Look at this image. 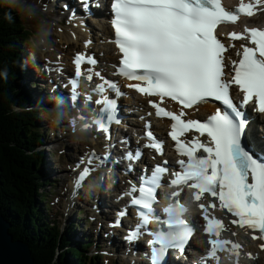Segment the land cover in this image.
Segmentation results:
<instances>
[{"label": "snow or ice", "instance_id": "obj_1", "mask_svg": "<svg viewBox=\"0 0 264 264\" xmlns=\"http://www.w3.org/2000/svg\"><path fill=\"white\" fill-rule=\"evenodd\" d=\"M111 9L115 43L122 54L118 74L136 82L127 87L159 98L160 102L150 103L157 116L173 121L171 139L175 141L176 151L187 157L176 162L180 170L172 173L169 185L178 190L170 194L169 203L160 212L154 205L159 202L156 193L162 177L168 173V162L155 165L151 173L142 170L141 184H132L125 193L131 196L130 205L137 208L139 218L136 228L130 230L126 239L136 241L143 235L152 236L150 264H164L169 249L183 254L193 234V226L185 218L189 195L185 190L188 189L192 202L206 221L205 231L210 237L211 247L202 258V264L210 259L218 261V252L228 253L239 264L242 246L221 238L226 226L214 213L217 209L226 211L233 217L232 225L258 232L252 239L264 241V152L257 150L250 135L246 136L249 120L244 111L255 100L258 108L253 111L264 114V30L252 27L243 33H230L232 40H248L252 46H241L242 50L237 52L240 59L232 62L234 75L225 80L223 54L226 46L218 39L216 29L224 23L235 24L241 15L252 17L258 10H264V0L242 2L235 9L226 8L221 0H113ZM82 63L95 65L96 60L78 54L76 78L81 76ZM76 78L70 80L72 101L78 97ZM92 78L91 74L87 76L89 81ZM233 85L243 93L239 104L233 102L230 94ZM107 89H111L115 97L124 95L115 82L105 81L98 85L96 91L100 98L95 103L103 107L94 122L105 133L112 123H120L117 99L109 98L105 94ZM166 98L180 105L179 113L161 106ZM209 98L220 102L224 109L217 108L203 122L183 118L185 109ZM87 99L91 100V96ZM192 130L199 135L191 140L181 139ZM146 135L150 142L144 147L162 155V142L152 131H147ZM141 155L138 149L135 153H126V158L139 159ZM93 158L101 162L106 159L96 157L93 152L89 164ZM131 170L130 166L128 171ZM88 174L89 170L85 169L80 180ZM79 183L78 180L77 186ZM182 192L185 203L180 202ZM151 223L159 227L149 230ZM259 247L264 250V242ZM247 255L249 259H256L252 253Z\"/></svg>", "mask_w": 264, "mask_h": 264}, {"label": "trees", "instance_id": "obj_2", "mask_svg": "<svg viewBox=\"0 0 264 264\" xmlns=\"http://www.w3.org/2000/svg\"><path fill=\"white\" fill-rule=\"evenodd\" d=\"M7 10L8 6L0 3V213L12 223L10 231L14 238L29 243L35 264H52V260L53 264H91L88 259H82L84 250L71 234L60 242L58 232L44 223L43 217H38L40 225L36 222L35 195L43 186L41 174L36 173L37 165L42 163L41 153L37 151L41 137L37 136L28 112L13 109L12 113L10 108L22 107L27 100V93L18 87L21 60L15 46L28 31L15 11ZM7 14H11V22L5 18ZM47 196L45 191L40 197ZM57 247L59 254L54 257Z\"/></svg>", "mask_w": 264, "mask_h": 264}, {"label": "clouds", "instance_id": "obj_3", "mask_svg": "<svg viewBox=\"0 0 264 264\" xmlns=\"http://www.w3.org/2000/svg\"><path fill=\"white\" fill-rule=\"evenodd\" d=\"M5 3L17 7L19 11L24 13L27 20L33 22L28 39V46L30 48L28 59L43 58L52 49V43L49 38L53 35L55 21L47 17L38 0L35 3L25 2L23 5L20 4L19 0H5ZM5 18L10 22L12 20L11 14H7ZM21 67L23 68L24 65H21ZM50 100L52 101V105L45 111V118L49 120L50 124L53 127H59L64 122H67L73 140L86 141L91 132L90 123L80 118L79 111L75 109V106L71 102L66 105L63 97L52 96Z\"/></svg>", "mask_w": 264, "mask_h": 264}, {"label": "bare ground", "instance_id": "obj_4", "mask_svg": "<svg viewBox=\"0 0 264 264\" xmlns=\"http://www.w3.org/2000/svg\"><path fill=\"white\" fill-rule=\"evenodd\" d=\"M35 1H37V0H35ZM64 1H65L67 4L71 5V6L77 5V3H76L75 0H55V4H54V6H59L60 3L64 2ZM50 3H51L50 0H47V1H46V4H50ZM61 16H62L64 19H66V18L69 17V13H68L67 11H65L63 14H61ZM71 18H72V17H71ZM103 18H105V17H102V19H103ZM104 22H105V20L101 21L100 24H99V25L101 26L102 30H103L104 32H111V29H110L109 24H104ZM59 25H60V24H59ZM55 28H57V26H56ZM94 28H95V27L92 26V29H94ZM58 33H59V32H58ZM59 35L63 38L62 41L60 42V44L68 43V44L72 45V44L75 43V42L77 43V41L71 39V37L69 36L68 33H59ZM9 43H10V42H9ZM58 47H59V44H58ZM103 49H104V51H105L107 54H112L113 51H114V48H113V45H112V44H106L105 47H104ZM28 63H29V65H30V67L36 69V67H35L34 64L32 63V60H29V59H28ZM32 68H29V71H30V72L32 71ZM17 76H18V75H17ZM29 79H30V81H31V85H32L33 89L37 90V92H38L40 95H43V94H44V91H45V84H44V86H43L42 88L37 89V88L35 87L34 83H32V75H31V73H30ZM236 99L239 100V101H241V100L238 99V98H236ZM247 106H248V105H247ZM204 108H207V106H205ZM263 116H264V115H263ZM45 120L47 121L48 119L45 118ZM47 124H49L50 127L54 128V127L50 124V122L47 121ZM161 124H162V122H161V123H155L156 128H157L158 130H160V125H161ZM69 129H70V128H69ZM260 129H262V132L264 133V124H261V125H260ZM249 135L251 136L252 140L256 139V140H254V141L256 142V144H257V143H259V144L262 143V142H261V138L258 137V136H255V133H254V132H252L251 134L249 133ZM252 135H254V136H252ZM67 137H72V134H71L70 130H68V132H67V134H66V139H67ZM253 137H254V138H253ZM257 139H258V140H257ZM157 140H158V141H161L162 138H161L160 136H158V137H157ZM258 141H260V142H258ZM83 144H84V146H85L86 144H88V142L85 141V142H83ZM83 150H85V147H84ZM80 151H81V150H80ZM49 168H50V167H49ZM50 169H51V168H50ZM76 191H77V189L74 188L73 191H72V193L75 194ZM37 207H38V210L42 211V206H41L40 204H37ZM101 211H102V213H104V208H102ZM43 212L46 213V207H43ZM76 220H77V219H76ZM82 222H83V219L81 220V224L78 226V227H80V229L77 228V229H78V236H79V237H82V233H88V230L84 228V226L82 225ZM90 231H92V228H90ZM250 233H251L250 231H243V234L246 235V240H247V243H248V247H249V249H251V250H255V251H257L258 253H261V257H260V259L258 260L257 264H264V253H263L262 250L253 247V245H252V242H253V241H252V238L250 237ZM228 236L231 237L230 234H228ZM68 237L70 238V232H68ZM239 237H240V238H243L242 235H240V234H239ZM39 239H40V238H39ZM195 244H196V243H195ZM33 258H34V257H33Z\"/></svg>", "mask_w": 264, "mask_h": 264}, {"label": "water", "instance_id": "obj_5", "mask_svg": "<svg viewBox=\"0 0 264 264\" xmlns=\"http://www.w3.org/2000/svg\"><path fill=\"white\" fill-rule=\"evenodd\" d=\"M11 228L12 223L0 213V264H35L29 243L15 239Z\"/></svg>", "mask_w": 264, "mask_h": 264}, {"label": "rangeland", "instance_id": "obj_6", "mask_svg": "<svg viewBox=\"0 0 264 264\" xmlns=\"http://www.w3.org/2000/svg\"><path fill=\"white\" fill-rule=\"evenodd\" d=\"M29 23H30V27H31V25H32V21H29ZM55 41H56V37H55ZM27 51H30V48H28L27 49ZM28 53V52H27ZM41 67V63L39 62V68ZM43 113V112H42ZM42 113H41V115H39V117L41 118V120H43L42 119ZM49 132V134H48V138L52 135V133H51V131H48ZM57 140H58V142H60L61 144H65V142H64V140H63V138H60V137H57ZM49 144H46V145H44L43 146V148L46 150L47 149V156H46V158H47V161H48V165H49V167L52 169V170H54V169H57L58 167H61L62 169H64V167H66V166H68V156H66V154L65 155H63L62 156V158H63V160H62V163L61 162H58L59 160V153H56V155L55 156H52L53 155V150H54V146H50L53 142H48ZM63 148V147H62ZM82 149H83V147H80V149L79 150H81L82 151ZM64 150V149H63ZM62 150V151H63ZM70 153V152H69ZM56 161V162H55ZM64 164V165H63ZM63 186V184L62 185H59L58 184V187H57V189H56V193L55 194H58V193H60L61 192V187ZM50 197L51 198H53V195H50ZM61 205H62V202L60 203V204H58V205H54V206H56V207H59V209H58V212H59V214H58V216H60L61 214H60V207H61ZM89 207V206H88ZM52 213H55V210H54V207H53V210L51 211ZM47 213H49V210H48V212ZM64 215H65V212L62 214V222L63 223H68L69 222V224H72V223H74L75 222V218H76V211L75 210H73L72 209V211H71V214H70V217H69V219L65 222L64 220ZM79 216H82V214H79ZM83 217H85V215L83 216ZM61 217H58V219H60ZM60 224V223H59ZM61 225V224H60ZM83 225V224H82ZM90 225H92L91 226V228H92V230H95V228H96V230H97V222H95V223H91ZM90 225L88 224V223H86V225L84 224L83 226H84V228L86 229L87 227H90ZM63 226H64V224H63ZM79 229H80V227H78ZM63 230H64V228H63ZM64 233V232H63ZM90 235H91V233H90ZM109 264H114V262L113 263H109Z\"/></svg>", "mask_w": 264, "mask_h": 264}]
</instances>
